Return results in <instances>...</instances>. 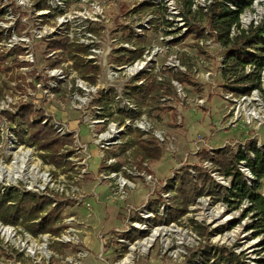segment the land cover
I'll list each match as a JSON object with an SVG mask.
<instances>
[{
    "label": "rangeland",
    "instance_id": "374dc122",
    "mask_svg": "<svg viewBox=\"0 0 264 264\" xmlns=\"http://www.w3.org/2000/svg\"><path fill=\"white\" fill-rule=\"evenodd\" d=\"M64 1L0 0V20L10 11L16 19L17 34L21 35L28 27L25 21L34 24V28L40 24L50 32L57 27L61 16L67 14L72 19L71 26L77 31L76 34L93 30L97 37L96 46L105 50L110 47L111 50L109 69L103 73L104 69L99 67L98 75L109 89L119 91L123 86L125 78L121 74L118 76L115 67L128 62L118 64L115 60L121 55L128 58L135 51L127 48V44L144 48L143 58L135 62L146 61V69L156 72L163 79L169 78L171 73L185 76L194 84L183 85L185 96H180L175 88L168 96L162 94L161 97L169 99L163 101L160 97L155 105L141 107L140 117L122 116L120 105H115L110 108L114 117L107 112L108 109H104L108 121L94 132H90L87 124L81 125V139L90 145L89 150L93 155L89 174L81 177V155L72 154L68 171L48 165L43 159L44 152L34 146L29 136H25L24 143L19 141L14 133L16 127L5 115L10 113L20 118V108L29 106L33 109L31 121L38 124L41 123L37 119L44 117V110L55 113L60 122L65 119L74 123L80 117H86L88 123L93 120L95 113L92 109L84 116L82 110L72 108V80L61 83L55 98L51 100L40 97L36 89L37 82L46 84L50 81L46 71L57 68L56 64L60 63L58 59L49 57L55 52L54 49L50 50V44L63 38L49 42L35 39L37 64L29 67V71H23L22 66L26 65L16 59L17 55L22 54L21 48L9 52L11 55L0 51V168L8 166L12 168L11 176H18L16 174L18 166L22 167L23 155L30 153L28 158L40 164V173L44 174L43 178H39L33 173L22 181L0 180V195L8 191L22 195L33 193L63 204L62 220L57 225L61 228L59 237H34L21 224L14 227V237H8L11 234L8 229L7 233L0 231V264H214L213 260L205 261L206 255H214L222 249L236 253L241 262L256 264L257 259L264 257L263 237L256 236L255 230H249L253 216L244 214V210L249 207L247 202H243L239 209L230 210L218 196L204 195L189 205L190 212L187 215L175 223L167 224L171 197L175 195L168 186L171 180L175 182V187L178 177L185 175L187 170L196 178L199 168L216 183L217 192L223 191L225 194L224 190L231 186L230 180L221 175L218 168L202 156V152L196 154L197 141L209 147L204 150L209 155L225 148L235 153L238 147L249 141H256L258 147L264 149V69L260 72L261 89L246 93L247 85L239 84L246 75L245 69L238 71L231 63L228 68H223L228 48L219 41V36L208 22V16H196L191 21L204 31V39L184 37L188 21L184 16L183 5L192 2V11L197 13L203 6L201 0ZM230 1L236 7L239 3L249 5L241 15L251 18V26L243 24L241 30L250 37L262 30L264 32V0ZM45 3L50 8L45 7ZM145 3L154 6L143 12L134 11ZM40 15L42 20H39ZM127 28L134 33L135 40L132 43L125 41ZM143 35H146L144 39L137 42ZM201 41H204L203 45ZM121 49L124 50L118 54ZM63 55L64 59L69 57L67 53ZM173 56L187 68V73L168 72L167 65ZM143 66L144 63H138L135 69L141 70ZM39 71H42L41 77L38 76ZM209 73L212 76L208 79ZM29 93L34 95L29 96L28 102L38 100L36 107L41 110H35L32 104L24 105L18 99L20 95ZM202 100L206 102L205 105H200ZM248 111L255 112V119L247 118ZM122 118L125 121L146 118L152 123V130H140L146 140L153 136L154 130L166 133L162 146L163 157L159 162H147L139 166V157L134 154L138 132L123 129ZM42 126L51 128L49 124ZM114 126L113 139L101 142L100 135L107 134L103 137L105 139L112 137L108 133ZM65 138L72 141L61 149L63 156L66 150L73 151L70 147L66 148L73 145V139ZM127 142H131L133 147L123 151L121 147ZM200 147L204 148V145L200 144ZM116 162L122 169L113 177V170L104 168V165L110 167ZM242 167L243 164L239 166L240 170ZM214 173L217 175L213 176ZM103 176L110 178L104 179ZM122 177L129 185L125 190L119 184ZM260 192L264 195V180ZM159 217L164 222H158ZM200 226L203 229L200 230ZM100 236L104 237V242Z\"/></svg>",
    "mask_w": 264,
    "mask_h": 264
},
{
    "label": "trees",
    "instance_id": "16d2710c",
    "mask_svg": "<svg viewBox=\"0 0 264 264\" xmlns=\"http://www.w3.org/2000/svg\"><path fill=\"white\" fill-rule=\"evenodd\" d=\"M45 7L50 8L47 3ZM152 3L139 5L134 11L143 12L146 9L153 7ZM249 5L245 3L237 4V10L233 11L225 7L220 1L213 4L208 13L199 10L197 13L192 11V2H185L183 5L184 16L187 19L188 33L184 37H193L195 40L204 39V31L196 27L191 21L195 20L196 16L208 19L210 26L218 33L219 41L228 48L226 53L225 66L231 63L238 71L252 65L256 67V72L243 76L241 83L246 84V93H250L253 89H261L260 72L264 69V39L262 31L254 37H250L245 31L240 35L231 38V31L234 26L239 27L240 15ZM1 17V14H0ZM127 36L125 41L132 43L135 40L134 33L127 28ZM264 33V32H263ZM140 37L136 41L144 39ZM62 49L70 58L75 60V68L80 71L84 77L92 83L96 82L100 69L98 66L83 63L81 54L86 53V47L82 45L70 44L67 39L55 41L50 44V50ZM121 49L118 54L122 52ZM145 50L143 47L137 46L136 51L129 54L128 58L124 55L119 56L115 61L118 64L124 62H135L143 57ZM237 71V72H238ZM168 72H172L168 70ZM172 80L179 81L182 85L194 84L185 76L177 74L170 75L169 78L158 81V75L154 72H146L136 77L128 83L124 91L126 99L130 100L139 107L136 113H124L122 116L140 117L142 114L141 107L152 106L156 104V100L162 94L169 95L174 89ZM143 84L139 85V82ZM116 91L112 90L111 94L105 95L102 100L97 101L101 107L108 109L107 112L114 117V113L110 110L112 104L116 101ZM162 98V97H161ZM20 118L13 114L5 113L8 120L13 123L14 133L21 143L25 142V136H29V140L44 152L43 159L48 165H52L57 169L68 171L69 161L67 157L71 154L61 155V149L67 142H71L70 138H60L49 127H43L41 124L31 121L33 109L29 106L20 108ZM124 118H122V122ZM130 132L133 130L130 129ZM136 148L134 149L135 156L139 157V166L142 167L145 162L156 163L163 157V147L155 139H144L142 132L137 133ZM133 147L131 142L125 143L121 148L123 151ZM207 151H202V156L210 160L218 171L227 179H231V186L223 191L217 192L216 183L202 168L198 169V176L195 178L188 170L186 174L178 177L177 185L175 182L169 181V190L175 195L171 197V204L167 215V224H172L179 221L190 211V204H193L198 198L207 196H218L223 199L224 203L233 209H239L243 202H247L249 207L244 210L245 216L252 214V225L249 230H255L256 236H262V250H264V195L260 192L262 181L264 180V149L258 147L256 141H249L244 146L238 147L235 153L227 148L215 151L213 155H209ZM66 161V162H65ZM246 163L250 170L253 179H247L242 173L239 166ZM113 171H118L120 165L113 167H105ZM250 182V183H249ZM56 204V205H55ZM55 205V206H54ZM62 203H57L50 198L40 197L33 193L20 194L15 191H8L0 195V222L8 226L23 225L28 233L34 237L40 235H51L59 237L61 228L57 225L62 220ZM156 212V211H155ZM158 222H164L162 217H159ZM197 224V223H195ZM199 229H203L202 226ZM218 250V249H217ZM216 251V249H215ZM264 253V251H263ZM214 261V264H246L241 262V258L236 253L229 252L226 249L218 250L211 255H206V262ZM256 264H264V257L256 260Z\"/></svg>",
    "mask_w": 264,
    "mask_h": 264
},
{
    "label": "built area",
    "instance_id": "2783aa9c",
    "mask_svg": "<svg viewBox=\"0 0 264 264\" xmlns=\"http://www.w3.org/2000/svg\"><path fill=\"white\" fill-rule=\"evenodd\" d=\"M59 3H62V0H58ZM64 1V0H63ZM202 1V8L200 10H203L205 13L209 12L210 7L215 4L217 0H201ZM220 1L225 7H227L230 10H237L236 5H232V2L230 0H218ZM65 2V1H64ZM173 10V8L171 7ZM41 15L39 20L41 19ZM247 20H245L246 18ZM251 18L248 16H242L239 21V27L234 26L231 31V38L234 39L238 35L243 32L241 30V25L246 24L249 25L248 27L251 26ZM16 19L13 15H11V12L5 14L4 17H2V20H0V35L2 36V41H0V51L1 53H8L6 55H11L12 53H9L11 51L17 50L19 48L22 49V54L17 55L16 59H18L20 64H24L26 66L22 70L29 71V67H34L37 64V58L36 54L34 52V42L35 39H46L47 42L50 40H56L57 38H64L67 39L70 44H76V45H82L86 47L87 51L84 54H81V58L84 59L86 64H91L94 66H98L103 70V73L109 69V62L108 58L111 54L110 47L105 50L103 48H100L96 46V40L97 37L93 34V30L88 29V31L83 32V34H76L77 31L74 30L73 26H71L72 19L69 17L67 14L61 16V19L58 20L57 27L50 30L48 32L47 29H44L41 27L40 24H37V27L34 28V24L29 23L28 21H25L24 24L27 25L28 27L26 28L21 35L17 34V28L15 25ZM147 27V26H146ZM148 28V27H147ZM143 28L141 27L140 32H142ZM188 30L187 28L184 29V34H186ZM246 32V31H245ZM217 35L218 33L215 32ZM144 34V32H143ZM201 45L204 44V41H201ZM209 44V43H207ZM127 48L130 50H135V46H130L129 44L126 45ZM118 50V49H117ZM6 51V53H5ZM16 54V53H14ZM65 52L62 49L55 50V52H52V54L49 55V57L55 58L57 61H60L59 64H56L57 68H54L53 70L50 69L46 71L48 73V77L50 78V81L48 83H44L43 81L37 82L36 83V89L41 95L40 97H45L48 100L54 99L55 95L57 93V89L60 87L61 83H64L66 81L69 82V80H72L71 87L74 89V95L71 99V106L73 109H80L84 113V116L86 112L89 111V109H92L93 112L95 113V117L91 122L88 123L86 117H80L79 119L74 120V123H69L68 120H63V121H58L55 113H53L50 110H44V117L37 119L38 122H40L42 125L46 126L49 124V126L55 130V132L58 134L59 137L65 138V137H71L73 139V145L72 146H66V148H71L73 151H65L66 154L71 153L67 157V161L72 162L70 160V157L72 154L74 156L81 155L80 157V164L82 165L83 170L81 171L83 175H80L81 177L85 176L86 174H89V169H90V161L93 158V155H91L90 150H89V144L85 143L81 139V125L87 124L88 129L90 132H94L98 127L103 126L107 123L108 119L107 117L104 116V109L101 107L99 104H97V101L102 100V98L105 95L111 94V91L114 90L116 91L117 97L116 101L114 104L111 105H120L121 110L125 113H136L139 111V107L131 102L130 100L126 99L124 96V91L125 89L123 88L124 85L128 84L130 81L135 79L136 77L140 76V74L144 71L146 72H152V70L146 69L147 68V62L146 61H138V62H128L126 64L119 65L118 67H115L116 72L121 74L125 79L123 86L118 90L116 89H109L108 84L106 82H103V79L98 76L96 79L95 83H92L90 80L86 79L84 75L79 71L78 75V70L75 68V60L72 58L66 57L67 59H64ZM144 56V55H143ZM13 57V56H12ZM143 58V57H142ZM141 58V59H142ZM15 59V58H14ZM13 59V60H14ZM13 60L11 61L10 64L13 63ZM140 60V59H139ZM56 61V62H57ZM138 63H144V66L141 70H135V67L138 65ZM9 62H6V65H8ZM168 69L172 71L173 73H179V74H185L187 73V68L182 65L179 59H177L175 56L171 57L169 60V63L167 65ZM157 71V70H156ZM145 72V73H146ZM158 72V71H157ZM256 72V67L249 65L245 68V73L246 74H252ZM70 74L71 76L67 75ZM116 73V74H117ZM156 73V72H154ZM42 71L38 72V76L41 77ZM157 74V73H156ZM158 75V74H157ZM210 76H212V73H209L207 75V78L209 79ZM263 79H264V74H263ZM158 81L162 82L163 78L158 75ZM139 85L143 84L142 82L138 83ZM172 84L174 88L177 90L180 96H185L184 93V88L183 85L177 81V80H172ZM31 92L30 90H28ZM30 95H34L33 93H29V95H20L18 97L19 100L23 101L24 105L32 104L34 106L35 110H41L40 108L37 109L38 100L33 101L34 103H29L28 99ZM39 97V96H38ZM169 97H162L163 101H167ZM28 102V103H27ZM205 101L202 100L200 101V105H205ZM110 107V108H111ZM111 110V109H110ZM112 111V110H111ZM6 112V111H4ZM113 112V111H112ZM3 113V112H2ZM1 113V114H2ZM255 112L254 111H248L246 116L249 119L254 118ZM255 119V118H254ZM7 126V130L10 133L11 130L8 127L7 123H5ZM122 128L127 129L128 131L132 129L133 131L136 130L137 132L141 131H146L147 129L152 130L153 126L152 123L147 121L146 118L140 119V120H127L122 122ZM115 127L112 128V130L108 133L111 134V138L105 139L103 138L105 135H100L99 139L101 142H107L110 139H113V136L115 134ZM141 130V131H140ZM153 136H151L149 139H155L159 142L161 146H163L165 142V136L166 133L164 131H153ZM143 133V132H142ZM144 134V133H143ZM145 135V134H144ZM125 138V137H124ZM200 144L204 145V148L200 147ZM117 145V144H116ZM116 145H113L114 147ZM124 145V144H123ZM122 145V146H123ZM197 150L195 151L196 154L198 155L200 152L204 151L206 148H209L206 146L205 143L201 141H197ZM118 146V145H117ZM171 148L173 145H170ZM113 148V147H112ZM211 149V148H210ZM128 151V150H127ZM116 159H114L111 162H114ZM147 163V162H145ZM143 164V166L145 165ZM73 164V163H72ZM116 165H120L117 162L115 163ZM211 164V163H210ZM243 167L241 169L242 173L247 177V179H253V176L250 172V170L247 168L246 163H242ZM113 163L109 165L110 167L116 166ZM209 165V164H207ZM107 166L108 165H104ZM121 165L118 171H113L111 175L113 177H116L118 173L121 171ZM136 170V168H134ZM111 170V169H110ZM144 170V169H142ZM132 175H135V173L132 172V170L129 171ZM145 172V171H144ZM217 175V173H214L213 176ZM47 177V176H46ZM104 179H109L110 177H105L103 176ZM151 179V177H150ZM227 179V178H226ZM230 183L231 179L229 178ZM250 183V182H249ZM47 185V183H45ZM120 187L124 189L128 183L126 180L122 177L120 179ZM129 186V185H128ZM125 190V189H124ZM125 193V192H124ZM45 196V195H41ZM15 226H8L4 225L3 223L0 222V228L4 229H10V232H13ZM9 232V231H8ZM100 239L102 242H104V237L100 236ZM103 250H105V247L103 245ZM104 252V251H103ZM87 256V255H86Z\"/></svg>",
    "mask_w": 264,
    "mask_h": 264
},
{
    "label": "bare ground",
    "instance_id": "6f19581e",
    "mask_svg": "<svg viewBox=\"0 0 264 264\" xmlns=\"http://www.w3.org/2000/svg\"><path fill=\"white\" fill-rule=\"evenodd\" d=\"M245 20H247V18ZM29 155H30V153H26V154L23 155L24 156L23 157V161H22V167L23 168L21 166H18V168H19V170L17 171L18 174L15 173L18 176H11V169L12 168H9L8 166L7 167L6 166L1 167L0 168V180H4V181H7L8 180L9 181V179H11V180H17V179H19V180L22 181V179H27V176H29L30 174H33V173L35 175H39V178H43L42 175H44V174H41L40 173V164H35L34 162H32L28 158ZM8 230H10V229H8ZM8 230L6 229L4 231V229H1L0 228V231H2V232L4 231V232L7 233ZM10 233L11 234L8 237H14L13 232H10ZM144 246L146 247V245H144ZM38 251H39V249H38ZM33 254H35V250H33Z\"/></svg>",
    "mask_w": 264,
    "mask_h": 264
},
{
    "label": "crops",
    "instance_id": "0c3cea01",
    "mask_svg": "<svg viewBox=\"0 0 264 264\" xmlns=\"http://www.w3.org/2000/svg\"><path fill=\"white\" fill-rule=\"evenodd\" d=\"M165 96H168V95H165ZM146 140V139H145Z\"/></svg>",
    "mask_w": 264,
    "mask_h": 264
}]
</instances>
